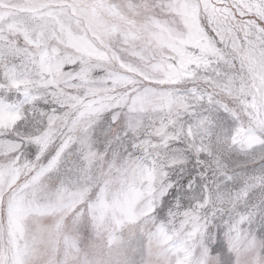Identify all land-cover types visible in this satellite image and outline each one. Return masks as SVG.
I'll list each match as a JSON object with an SVG mask.
<instances>
[{"label": "snow or ice", "instance_id": "snow-or-ice-1", "mask_svg": "<svg viewBox=\"0 0 264 264\" xmlns=\"http://www.w3.org/2000/svg\"><path fill=\"white\" fill-rule=\"evenodd\" d=\"M0 264H264V0H0Z\"/></svg>", "mask_w": 264, "mask_h": 264}, {"label": "clouds", "instance_id": "clouds-1", "mask_svg": "<svg viewBox=\"0 0 264 264\" xmlns=\"http://www.w3.org/2000/svg\"><path fill=\"white\" fill-rule=\"evenodd\" d=\"M225 27H229V25H225ZM231 27L235 28L236 30L240 29V25L239 24L231 25ZM232 34H234V33H232ZM233 51L234 50L231 47H228L227 45L224 48L225 55L228 56V57H232ZM238 71H239V69L234 68L233 65L230 63V61H226L225 63L221 64L218 67L217 74L219 76L227 77V78L235 77V79L237 81H239L240 76H237V72ZM241 75H242V73H241ZM42 222L43 223H49L50 221L48 220V218H44L42 220ZM30 223H31V221H30Z\"/></svg>", "mask_w": 264, "mask_h": 264}]
</instances>
